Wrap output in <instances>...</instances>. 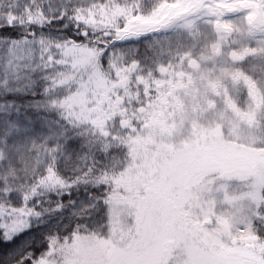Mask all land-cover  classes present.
<instances>
[{
	"label": "snow or ice",
	"instance_id": "obj_1",
	"mask_svg": "<svg viewBox=\"0 0 264 264\" xmlns=\"http://www.w3.org/2000/svg\"><path fill=\"white\" fill-rule=\"evenodd\" d=\"M0 241L264 264V0H0Z\"/></svg>",
	"mask_w": 264,
	"mask_h": 264
},
{
	"label": "trees",
	"instance_id": "obj_2",
	"mask_svg": "<svg viewBox=\"0 0 264 264\" xmlns=\"http://www.w3.org/2000/svg\"><path fill=\"white\" fill-rule=\"evenodd\" d=\"M75 193H73V198L75 197ZM81 196H83V193L81 192ZM55 199V197H53ZM68 197H65L64 200L67 202ZM16 243L18 241L13 243H6L0 241V264H3V259L11 252V250L16 246Z\"/></svg>",
	"mask_w": 264,
	"mask_h": 264
}]
</instances>
